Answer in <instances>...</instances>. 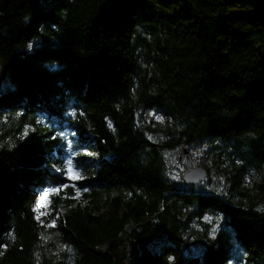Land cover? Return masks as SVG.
Masks as SVG:
<instances>
[{
  "label": "trees",
  "instance_id": "1",
  "mask_svg": "<svg viewBox=\"0 0 264 264\" xmlns=\"http://www.w3.org/2000/svg\"><path fill=\"white\" fill-rule=\"evenodd\" d=\"M249 11L0 0V264H264V26ZM182 148L204 183H184ZM69 160L89 191L54 198L44 227L34 197Z\"/></svg>",
  "mask_w": 264,
  "mask_h": 264
},
{
  "label": "snow or ice",
  "instance_id": "2",
  "mask_svg": "<svg viewBox=\"0 0 264 264\" xmlns=\"http://www.w3.org/2000/svg\"><path fill=\"white\" fill-rule=\"evenodd\" d=\"M27 47L31 49L33 45L29 43ZM152 115L156 114L153 113ZM160 122H164L162 117H160ZM37 123H39V121H37ZM51 138L56 139L55 136ZM83 155L85 159H81L78 161L81 168L86 167L89 164L90 160L88 158H91L94 153L85 152ZM237 163H241V161H237ZM68 165L69 166L66 169L62 167H54V179L51 186H42L43 190L39 198L37 199L36 197H34L35 203L32 211L35 215V219L38 222L46 216H51L50 209L52 208V201L54 198L59 197L61 194L66 193L68 190H72L74 195H66L64 198L75 200L81 195L82 192L86 193L89 191V188L84 186L83 184V181L85 179L83 174L71 166V160L68 161ZM58 219L59 216L56 215L55 218H52L49 223H46L43 226L47 228H55ZM0 248L6 249L7 244H0Z\"/></svg>",
  "mask_w": 264,
  "mask_h": 264
},
{
  "label": "water",
  "instance_id": "3",
  "mask_svg": "<svg viewBox=\"0 0 264 264\" xmlns=\"http://www.w3.org/2000/svg\"><path fill=\"white\" fill-rule=\"evenodd\" d=\"M250 8L249 14L257 19L264 26V0H236ZM187 148H182L179 154V161H185L186 171L183 174V181L187 185L196 186L208 179V171L202 166L192 167L188 156Z\"/></svg>",
  "mask_w": 264,
  "mask_h": 264
},
{
  "label": "rangeland",
  "instance_id": "4",
  "mask_svg": "<svg viewBox=\"0 0 264 264\" xmlns=\"http://www.w3.org/2000/svg\"><path fill=\"white\" fill-rule=\"evenodd\" d=\"M49 1L50 0H39V3L42 5V6H44V7H47L48 6V3H49ZM238 13H240V11H238ZM72 134V131L70 130V129H67L65 132H64V134L63 135H65L66 137H69V135H71ZM72 135H74V134H72ZM52 155H55V153H53ZM178 157H179V152L176 154V157H172L171 158V160L179 167V171H181V175H182V177H183V174H184V172L186 171V168H185V161H179V159H178ZM190 159V163H191V166L192 167H196V166H198V157H193V158H189ZM50 171H52V172H54V168H51L50 169ZM76 201H79V200H81V198L80 197H78L77 199H75ZM83 205H85V203H83ZM60 211V213H64V211L63 210H59ZM50 212H51V216H46L47 218H48V220H49V222H50V220L52 219V218H55V216L56 215H58L59 216V219L57 220V224H56V227L59 225V221H60V218H61V215L60 214H58V213H55V211H54V209L53 208H51L50 209ZM45 217V218H46Z\"/></svg>",
  "mask_w": 264,
  "mask_h": 264
}]
</instances>
